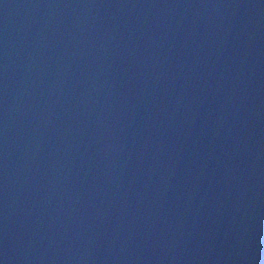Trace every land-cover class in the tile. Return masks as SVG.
Instances as JSON below:
<instances>
[{
    "label": "water",
    "instance_id": "water-1",
    "mask_svg": "<svg viewBox=\"0 0 264 264\" xmlns=\"http://www.w3.org/2000/svg\"><path fill=\"white\" fill-rule=\"evenodd\" d=\"M0 264H264V0H0Z\"/></svg>",
    "mask_w": 264,
    "mask_h": 264
}]
</instances>
